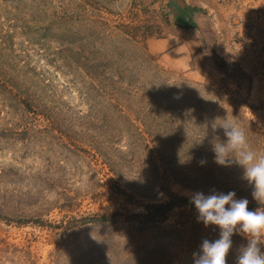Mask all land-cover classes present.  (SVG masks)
<instances>
[{"label":"rangeland","instance_id":"374dc122","mask_svg":"<svg viewBox=\"0 0 264 264\" xmlns=\"http://www.w3.org/2000/svg\"><path fill=\"white\" fill-rule=\"evenodd\" d=\"M225 118L264 154V0H0V264H195Z\"/></svg>","mask_w":264,"mask_h":264},{"label":"clouds","instance_id":"9594fccd","mask_svg":"<svg viewBox=\"0 0 264 264\" xmlns=\"http://www.w3.org/2000/svg\"><path fill=\"white\" fill-rule=\"evenodd\" d=\"M224 130L226 141L213 144L215 162L221 166L239 164L244 169L245 179L254 186L253 198L261 205L254 211L248 209L247 198L236 199V193L213 191L191 194L190 203L198 211V221L220 228V238L214 242L205 239L199 253H194L195 264H227L226 257L232 247L231 237L240 232L248 238L242 246L236 264H264V154L253 150L245 130L228 119L219 125ZM203 165L205 160H201ZM227 206V207H226ZM239 226V227H238Z\"/></svg>","mask_w":264,"mask_h":264},{"label":"trees","instance_id":"16d2710c","mask_svg":"<svg viewBox=\"0 0 264 264\" xmlns=\"http://www.w3.org/2000/svg\"><path fill=\"white\" fill-rule=\"evenodd\" d=\"M76 9L77 8H74V10H76ZM72 14H74V13H72ZM72 14L64 15V17H67L68 20L73 19V17L70 16ZM220 117L223 118V115L220 116ZM222 123H224V121H219V120L218 121L217 120L214 121V124L215 125L218 124V126L220 124H222ZM220 128H222V127H220ZM223 132H224V130H223ZM248 135L249 134L247 133V136ZM199 156L203 160L206 161L205 164L208 165V168L215 167L214 168V172L212 173V175L219 171L218 168H217V166L219 164H217L215 162V153L212 150L211 151L209 150L207 153H205V152L202 151ZM206 156H210V158H206ZM233 166H237L238 167V170L237 171H239V170L240 171H243V168L239 164L234 163ZM209 179L210 180H209V182H207V184H210L214 188H216V189H213V190H217V192H222V193H225V194L228 193V192H230V191H234L236 193V197H239V198H247L248 201H249L248 209L250 211H254L257 208L261 207V205L253 198L252 193L249 194V192L251 191L250 189H249V191L247 193V188L250 185V183L244 182V188L243 189H245V190H234L233 187H232V185H235V181L232 179V177L229 180H227V181H221L216 176H210ZM173 200H177V202L178 201L187 202V200H185L183 198H177V197H174V196L171 195L170 200L168 202L159 204V218L161 220L164 219V216L168 212H170L172 209H174L176 206H178V204L177 203H174L175 201H173ZM198 215H199L198 212H195V214L192 216L193 217L192 222L195 223V224H202V225H204V223H202V221H198ZM211 228H212V226L210 227V229Z\"/></svg>","mask_w":264,"mask_h":264}]
</instances>
